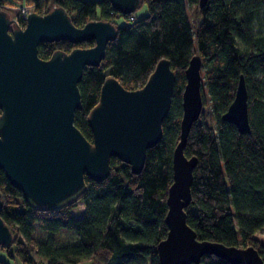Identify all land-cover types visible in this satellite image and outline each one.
<instances>
[{
    "label": "trees",
    "instance_id": "1",
    "mask_svg": "<svg viewBox=\"0 0 264 264\" xmlns=\"http://www.w3.org/2000/svg\"><path fill=\"white\" fill-rule=\"evenodd\" d=\"M142 4L148 13L136 17ZM188 6L196 8L195 20ZM22 7L39 14L63 7L78 27L94 20L116 26L117 37L107 44L103 61L85 67L79 83L82 108L74 123L90 142L88 117L107 78L117 79L125 89H139L163 59L170 61L177 78L163 136L147 150L141 173H132L130 165L113 157L104 181L86 177V190L78 200L41 210L30 206L0 170L1 217L14 237L9 248L0 245V252L11 264H160L158 244L169 230L167 197L180 139L185 71L196 55L202 59L204 106L184 149L187 157L198 158L192 199L185 209L187 223L199 240L253 246L264 259V242L255 237L264 229V0H208L203 8L199 0H141L127 14L110 0H0V9L12 18ZM94 45V40L46 42L39 45V55L48 59L57 50L69 53ZM241 75L251 127L245 134L222 119ZM79 202L84 209L76 216ZM67 230L74 235L63 237ZM0 264L10 263L0 255ZM200 264L231 263L205 255Z\"/></svg>",
    "mask_w": 264,
    "mask_h": 264
},
{
    "label": "water",
    "instance_id": "2",
    "mask_svg": "<svg viewBox=\"0 0 264 264\" xmlns=\"http://www.w3.org/2000/svg\"><path fill=\"white\" fill-rule=\"evenodd\" d=\"M207 1L199 0V7ZM110 2L127 14L134 12L141 0ZM116 37L114 24L94 20L78 27L63 7L44 15L33 11L24 26L15 25V19L0 9V170L30 206L55 209L78 200L86 190V177L101 182L110 175L113 157L139 174L147 150L160 142L177 78L166 59L158 62L139 89H125L113 77L104 81L99 103L88 117L92 142L74 123L76 111L82 108L79 83L84 69L99 66L107 44ZM61 40L75 44L94 40L95 45L69 53L57 50L49 59L40 57L41 43ZM201 70L202 59L196 55L185 71L181 132L173 151V182L167 197L169 230L158 244L160 264H200L205 255L231 264H264L253 246L199 240L187 223L185 209L192 199L198 158L187 157L184 149L204 106ZM222 119L240 133L251 131L244 75ZM2 206L0 191V245L9 248L14 237L1 217Z\"/></svg>",
    "mask_w": 264,
    "mask_h": 264
},
{
    "label": "rangeland",
    "instance_id": "3",
    "mask_svg": "<svg viewBox=\"0 0 264 264\" xmlns=\"http://www.w3.org/2000/svg\"><path fill=\"white\" fill-rule=\"evenodd\" d=\"M47 4H48L49 7L52 6V2H51V1H49ZM188 12H189V15H190L191 20H195L196 17H197V11H196V8L193 7V6H188ZM147 13H148V8H147L146 4H142V5H141V6L135 11V15H136V17H142V16L146 15ZM118 21H119V23L122 24V22H124V19H119ZM209 117H210L209 120H210L212 123H214L213 118H212V116L210 115V113H209ZM83 209H84V204H83L82 202H79V204H78V208L74 211V214H75L76 216H80V215H82V213H83ZM61 234H62L63 237H65L66 234H67V235H74V231L67 230V231H63ZM255 237H256L257 239H260V240H262V241L264 242V229H263L262 231L258 232V233L255 235ZM0 255H1L5 260H7V261L11 264L12 259H11L9 256H6V254H4V253H2V252H0ZM80 264H96V262H95L94 260H88V261H84V262H82V263H80Z\"/></svg>",
    "mask_w": 264,
    "mask_h": 264
},
{
    "label": "built area",
    "instance_id": "4",
    "mask_svg": "<svg viewBox=\"0 0 264 264\" xmlns=\"http://www.w3.org/2000/svg\"><path fill=\"white\" fill-rule=\"evenodd\" d=\"M33 12V9L30 7H22L20 9V13L18 14V16L14 17L15 19V25H19L21 26V23L24 22L27 18V16L29 15V13ZM47 13V10H43L41 15H44Z\"/></svg>",
    "mask_w": 264,
    "mask_h": 264
},
{
    "label": "flooded vegetation",
    "instance_id": "5",
    "mask_svg": "<svg viewBox=\"0 0 264 264\" xmlns=\"http://www.w3.org/2000/svg\"><path fill=\"white\" fill-rule=\"evenodd\" d=\"M55 52H56V51H55ZM50 57H51V56H50ZM50 57H49V58H50ZM49 58H48V59H49Z\"/></svg>",
    "mask_w": 264,
    "mask_h": 264
}]
</instances>
